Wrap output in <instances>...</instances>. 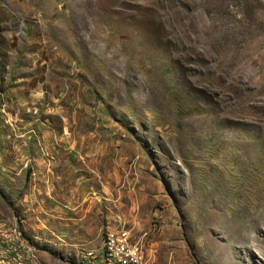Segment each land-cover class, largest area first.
<instances>
[{
    "label": "rangeland",
    "instance_id": "obj_1",
    "mask_svg": "<svg viewBox=\"0 0 264 264\" xmlns=\"http://www.w3.org/2000/svg\"><path fill=\"white\" fill-rule=\"evenodd\" d=\"M108 232L264 264V0H0V264Z\"/></svg>",
    "mask_w": 264,
    "mask_h": 264
},
{
    "label": "built area",
    "instance_id": "obj_2",
    "mask_svg": "<svg viewBox=\"0 0 264 264\" xmlns=\"http://www.w3.org/2000/svg\"><path fill=\"white\" fill-rule=\"evenodd\" d=\"M8 240L19 243L15 231L6 236ZM142 248L126 234L108 232L102 247L87 254L83 264H144Z\"/></svg>",
    "mask_w": 264,
    "mask_h": 264
},
{
    "label": "bare ground",
    "instance_id": "obj_3",
    "mask_svg": "<svg viewBox=\"0 0 264 264\" xmlns=\"http://www.w3.org/2000/svg\"><path fill=\"white\" fill-rule=\"evenodd\" d=\"M262 251V250H261ZM263 252H264V250H263Z\"/></svg>",
    "mask_w": 264,
    "mask_h": 264
}]
</instances>
